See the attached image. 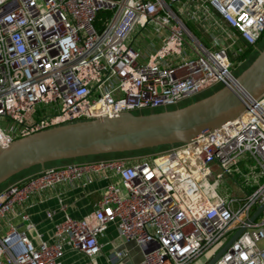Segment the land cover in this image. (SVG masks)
<instances>
[{
	"label": "built area",
	"instance_id": "2783aa9c",
	"mask_svg": "<svg viewBox=\"0 0 264 264\" xmlns=\"http://www.w3.org/2000/svg\"><path fill=\"white\" fill-rule=\"evenodd\" d=\"M103 11L110 14L98 28ZM150 24L162 35L154 53L127 43ZM263 34L264 0H0V146L68 122L178 106L231 80V57L257 49ZM171 55L174 60L165 61ZM37 105L54 111L42 109L44 116L27 121ZM243 165L255 189L227 199L217 185ZM100 171L117 173L123 188L110 183L92 214H65L56 240L37 245L29 214L18 208L58 183ZM263 204L264 92L237 117L190 142L69 161L4 186L0 264H64L67 250L96 264L113 223L120 238L144 248L141 264H194L243 226L214 264H264V209L249 222ZM126 255L116 252L117 259Z\"/></svg>",
	"mask_w": 264,
	"mask_h": 264
},
{
	"label": "water",
	"instance_id": "95a60500",
	"mask_svg": "<svg viewBox=\"0 0 264 264\" xmlns=\"http://www.w3.org/2000/svg\"><path fill=\"white\" fill-rule=\"evenodd\" d=\"M240 74L210 94L184 106L151 112L68 122L0 146V186L13 177L47 164L83 157L127 154L187 143L208 129L237 117L264 92V48ZM264 209L251 216L254 221ZM245 229L239 228L206 264L215 261Z\"/></svg>",
	"mask_w": 264,
	"mask_h": 264
},
{
	"label": "crops",
	"instance_id": "0c3cea01",
	"mask_svg": "<svg viewBox=\"0 0 264 264\" xmlns=\"http://www.w3.org/2000/svg\"><path fill=\"white\" fill-rule=\"evenodd\" d=\"M138 36L140 34L137 32L132 42H136ZM195 100L197 99L191 102ZM117 176L119 177L117 173L109 171L91 173L76 181L58 183L33 195L18 208V211L29 214V222L32 224L29 230L31 239L37 245L43 241L53 242L56 240L55 226L65 214L77 218L92 214L107 186L114 183ZM15 223L22 225L23 221L17 217ZM101 242L103 248L97 256L96 264H141L144 258V248L136 241H124L120 238L116 223L108 227ZM119 251L127 253L122 260L116 256ZM86 261L84 254L73 250H67L63 258L64 264H86Z\"/></svg>",
	"mask_w": 264,
	"mask_h": 264
},
{
	"label": "rangeland",
	"instance_id": "374dc122",
	"mask_svg": "<svg viewBox=\"0 0 264 264\" xmlns=\"http://www.w3.org/2000/svg\"><path fill=\"white\" fill-rule=\"evenodd\" d=\"M100 20V19H99ZM158 27V25H154V24H150L148 26L147 29H145L142 33V35L138 36L136 42H132L133 38L135 37V35L137 34V30L134 31L131 36L128 38L127 43L128 44H133L136 47H140L144 52H155L160 44V41L162 39V35L157 34V32L155 31V27ZM189 26L192 28V30L202 39L203 42L207 43V38L206 36H204V34L202 33V31L200 29H198V27L194 24V23H189ZM259 46L258 48L262 49L264 48V34L261 38V40L259 41ZM257 49L252 50L248 56L246 57V60L244 58L241 57H237V58H233L231 57L233 63H234V67H231V70H233L235 75L240 74V72H242L245 67H247L249 65V63L258 55L259 51ZM192 56L194 57L195 54H192ZM175 58V55H171L166 57L165 61L169 60V61H173ZM181 58L179 57L178 60H180ZM240 60L242 61L240 63ZM142 62H144V60H142ZM221 86H223L221 84ZM219 85L211 88V89H206L201 91L200 93H198L197 95H195L192 98H189L188 100L181 102L180 104H178V106H184L186 104H188L189 102H191L194 99H198L201 97H204L208 94H210L211 92L215 91L216 89H218L219 87H221ZM177 106H168L169 109H174ZM42 109H44L45 111H51L53 112L54 110L46 105H37L35 108H33L29 113H26V119L27 121H35L36 119H40V117L44 116V112H42ZM166 108H156V109H144L142 111L144 112H151L153 110L156 111H161L164 110ZM151 110V111H150ZM142 111H135V113H139ZM3 127L9 129L11 126V122L8 119H4L2 122ZM167 147V146H165ZM165 147H161V148H156L153 150H146V151H140V152H133V153H127V154H123V155H128V154H147V153H152L155 151H159L164 149ZM121 156V155H120ZM105 158H110L112 156L110 155H106L104 156ZM117 157V156H114ZM91 159H96V157H83V158H77L74 159L75 161H84V160H91ZM74 160H68V161H57V162H52L47 164V167L50 166H56V165H61L64 163H67L69 161L73 162ZM38 168H34L30 171H26L16 177L11 178L10 180H8L6 183H4L3 185L0 186V189L3 188L4 186L13 183L17 180H19L20 178H23L24 176L30 175L32 173H34L35 171H37ZM253 177L251 175L250 169L243 165L242 166V172L240 174L234 173V175L231 176H225L223 183L217 185V189L227 198L230 199L232 197H244L245 196V192L247 193H252L254 191V184H251ZM115 183L120 186L121 188H123V183L121 181V179L117 176L115 178ZM233 234V233H232ZM231 237V235L229 236V238ZM215 250V249H214ZM214 250H210L208 251L205 255H203L201 258H199L198 260H195L196 264H206L211 258H212V253L214 252Z\"/></svg>",
	"mask_w": 264,
	"mask_h": 264
},
{
	"label": "trees",
	"instance_id": "16d2710c",
	"mask_svg": "<svg viewBox=\"0 0 264 264\" xmlns=\"http://www.w3.org/2000/svg\"><path fill=\"white\" fill-rule=\"evenodd\" d=\"M110 14V12L109 11H103V12H100L99 13V15H98V20L96 21V27H101L102 25H103V23H104V21H105V19L107 18V16ZM100 19V20H99ZM251 52V50H247L246 52H244L240 57L241 58H246L247 56H248V54ZM219 86H221V85H219ZM151 111V110H150ZM163 147H165V146H163ZM153 150V149H152ZM119 155H121V154H115V155H112V157H114V156H119ZM102 157H104V155L103 156H96V158H102ZM75 161V160H74Z\"/></svg>",
	"mask_w": 264,
	"mask_h": 264
},
{
	"label": "flooded vegetation",
	"instance_id": "af4514ba",
	"mask_svg": "<svg viewBox=\"0 0 264 264\" xmlns=\"http://www.w3.org/2000/svg\"><path fill=\"white\" fill-rule=\"evenodd\" d=\"M258 46H259V44H258Z\"/></svg>",
	"mask_w": 264,
	"mask_h": 264
}]
</instances>
